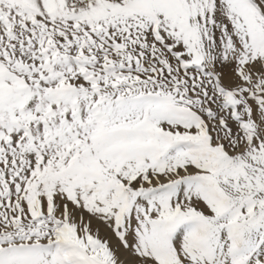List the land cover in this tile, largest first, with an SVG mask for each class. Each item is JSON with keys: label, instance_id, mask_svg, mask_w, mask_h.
Instances as JSON below:
<instances>
[{"label": "snow or ice", "instance_id": "obj_1", "mask_svg": "<svg viewBox=\"0 0 264 264\" xmlns=\"http://www.w3.org/2000/svg\"><path fill=\"white\" fill-rule=\"evenodd\" d=\"M0 264H264V0H0Z\"/></svg>", "mask_w": 264, "mask_h": 264}]
</instances>
